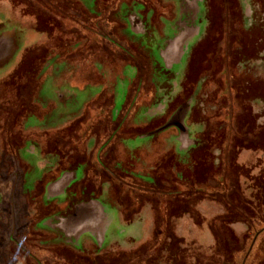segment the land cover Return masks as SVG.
<instances>
[{
	"label": "rangeland",
	"instance_id": "rangeland-1",
	"mask_svg": "<svg viewBox=\"0 0 264 264\" xmlns=\"http://www.w3.org/2000/svg\"><path fill=\"white\" fill-rule=\"evenodd\" d=\"M142 2L0 0V264L11 263L19 237L27 245L13 230L24 211L15 202L28 209L31 198L37 208L47 185L70 184L66 199L100 197L133 220L114 264H264V0L199 4L200 40L183 81L182 67L165 68L166 48L142 31L149 6L159 19L164 9ZM171 5L177 29L188 14L183 1ZM192 93L176 113L187 111L193 147L163 152L162 136L174 141L181 127L152 134L172 121L170 107L153 111L170 94L175 107ZM100 108L113 111L111 122ZM54 239L52 256L65 258Z\"/></svg>",
	"mask_w": 264,
	"mask_h": 264
},
{
	"label": "crops",
	"instance_id": "crops-1",
	"mask_svg": "<svg viewBox=\"0 0 264 264\" xmlns=\"http://www.w3.org/2000/svg\"><path fill=\"white\" fill-rule=\"evenodd\" d=\"M127 1L134 2L136 0ZM137 2L140 3L142 1L139 0ZM144 2L142 3L145 4ZM149 11L151 12L150 8ZM163 12L165 14H160V19L158 18V12H151V17L147 18V20H150V22L148 23L150 24L149 29L143 28V22H139V24L142 26V31L144 32V34L147 33L148 30L152 31L153 36L157 38L154 43L157 44V48H166V51H163L162 57L160 58L162 63H164V67L167 69L182 67V70L184 72L178 77V81H183L184 78L182 76H186V74L190 73L192 70V65L189 68V64L186 61V58L189 56L190 47L195 37L197 38V41L200 40L201 29L198 25L200 19L198 18V15L191 14L186 19V23H181V25L179 24V29L181 30H177L176 28H174L175 26L171 25V21H173L171 7L168 5V7L163 10ZM200 22H202V19ZM157 29L161 32L160 37L158 35V32L156 31ZM126 30L127 28L123 29L125 33ZM174 32H177V34H174ZM128 39H125V41H123V46H125L126 50L129 51L131 50L129 46L132 45L128 42ZM197 44H199V42ZM153 46L154 45H152V47ZM202 46L204 45L202 44ZM202 46L198 45L197 50L203 51ZM205 52H203V54H200V58L198 59V68L197 66L194 67L196 69V72H200L202 71L201 69H204V62L206 57L208 56H205ZM195 65L196 64H194V66ZM178 75L179 72H176V76ZM148 81L149 82H147L146 85L148 88L147 90L150 91L151 87L153 86V82L152 78H150L149 75ZM178 81H176L175 83H177ZM197 83L198 82H195L194 84ZM177 87H182V84L178 85ZM193 94L194 93L190 94L188 97H185L183 102L180 103L181 105L176 104L175 107H172L170 102L171 94L168 95L167 100L162 99L160 101L161 103H157L159 106L157 109H155V111H153V114H167L168 111L170 112V107L172 110L168 114V117H170L169 120L172 118V121L171 123H168V120H166V122L164 121V124L155 127V129H151L153 130L152 134H158V132L161 131L167 132L168 134L172 126L176 127V125H179L181 127L178 128L180 131L176 133L177 139L175 138L174 141L165 143V141L163 140L164 135L162 136L163 139L160 140L158 149H161L163 152L164 149L171 147L172 152H174L175 155H179V152L187 151L188 148H190V150L192 149V142L187 139V136L189 134L183 124L187 117V111L185 112L180 110L178 113L176 112L180 107L184 106L186 102L190 101V98L193 96ZM152 96L153 95H151V97ZM155 96L156 94L153 96L154 101L156 100ZM103 109L104 108H100V111L102 113L101 115L99 114V118L103 119L108 115V120L111 122V113L113 111L109 112L108 114L107 111L103 112ZM113 114L116 115L115 113ZM148 114H152V111H150ZM99 124V128H101L102 121H100ZM166 124L168 125L165 126ZM132 125H135L133 124V119ZM186 143L187 146H189L190 144L191 145L187 148L185 146ZM96 158L99 159V154L96 155ZM71 185L72 184L63 185L62 187L58 188H55V186L51 187L47 185L41 195L40 202H38L39 205L37 206V208L32 206L31 198L27 200V205L29 206L28 209H26L27 206L25 202H15V204L17 203L18 205H22L24 211L21 212L20 206L19 211L17 212L16 210L17 213L14 211L15 215L12 219L14 224L13 230H15L17 234L19 233V235L21 231L28 235V239L26 241L28 246H23L21 238L19 237V241H16L15 246H12L10 248L11 254L15 256L14 258H16L15 260H13V258L10 261V264H114L113 260L115 258L113 257L115 253H118V255L120 254L119 252H113L115 249L114 245L117 243H121L119 239L121 235H123L124 237L126 234H131V229L134 225V223H132L133 220L128 221L126 220V218H124L123 215H121L122 217L119 216L118 209L116 210L114 208L112 212V209L110 210L108 206L102 204L100 197H93L87 201H82V198H80L77 202L66 199L67 189ZM34 204H36V200ZM49 204L53 206H49ZM32 207L36 212L32 213ZM107 209L112 213H109ZM37 212L38 215L36 214ZM57 213H61V215H58ZM148 222L149 221H144L143 223L142 220V227L144 225L145 227H147V229H149L150 227H154V224ZM31 235H33V237H31ZM53 235L54 237L56 236L59 240L57 241L56 239H54L55 241L60 243V250L61 253L64 254L65 258L57 259L52 256L53 252L51 247L52 245H54V241L52 240ZM124 249H126V247H124ZM18 253H21L20 258ZM29 256L31 258V263L25 261ZM155 260L159 259L157 258ZM150 261L152 260H148V262ZM154 263L157 264L156 261ZM122 264H127V262L124 261V263Z\"/></svg>",
	"mask_w": 264,
	"mask_h": 264
},
{
	"label": "flooded vegetation",
	"instance_id": "flooded-vegetation-1",
	"mask_svg": "<svg viewBox=\"0 0 264 264\" xmlns=\"http://www.w3.org/2000/svg\"><path fill=\"white\" fill-rule=\"evenodd\" d=\"M137 1H139V0H136V1H134V2H137ZM141 1V0H140ZM148 3H150L151 5L152 4H156V2L157 3H159V4H161V8L162 9H166L167 7H168V5H171V1L172 2H175V3H177L178 4V2L180 3L181 1H183V4H185L184 5V10L186 11V13L188 14L187 15V18L191 15V14H198V6H199V4H201L202 2H204V0H146ZM171 7V12L174 10V7H172V5L170 6ZM149 8L151 9V12H153V11H155V12H158V11H156V9L155 8H153V7H151V6H149ZM161 8H160V10H161ZM183 10V11H184ZM184 11V12H185ZM3 22H5V21H3ZM174 28H176V27H174ZM179 28H177V30H178ZM179 30H181V29H179ZM0 39H2V38H0ZM11 45V44H10ZM9 48V47H8ZM10 236V235H9ZM13 238L14 239H12V237L10 238V239H12V241L14 242L15 241V237L13 236ZM12 242V243H13ZM10 251V250H9Z\"/></svg>",
	"mask_w": 264,
	"mask_h": 264
}]
</instances>
